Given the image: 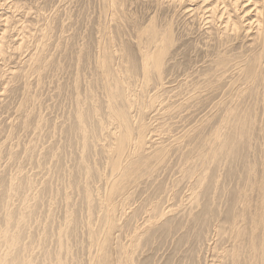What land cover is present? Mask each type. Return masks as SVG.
Here are the masks:
<instances>
[{"label": "rangeland", "instance_id": "1", "mask_svg": "<svg viewBox=\"0 0 264 264\" xmlns=\"http://www.w3.org/2000/svg\"><path fill=\"white\" fill-rule=\"evenodd\" d=\"M167 1L161 4L160 8L153 0H117L120 8L116 10L117 4L111 0H36L35 9L37 11L35 10L34 14L21 19L20 24L24 28L21 29L19 35L23 37L19 50L12 52L11 48H7L9 50L7 53L12 52L13 58L6 63V66H0L2 69L0 83L8 81L5 90L2 88L5 83L0 84V91L3 92H0V256L9 251L1 241L5 219L3 216L6 217V214H10L15 217L21 211L25 216V223L19 229L20 231L17 230L18 233H21L16 251L20 254L21 250L25 248L23 245H26V250H28L26 255L28 254L27 257L31 264H43V252L55 251L59 238L62 239L67 250L62 251L64 264H69V262L70 264H93L94 258L99 255L96 239L105 243V251L111 261L110 264H114L117 245L126 244L132 227L146 225V220L150 216L152 220L156 211V225L154 223L155 226L150 227V232H148L151 233L148 237L150 239L141 240L143 243L135 252L133 264H190V259H192V264L221 263L219 256L222 255V248L227 243L221 244L215 236V241H219V246L217 242L213 244L218 246L221 251L220 249L212 250L213 244L211 247L201 244L195 249L197 244L194 238L189 237V240L185 238L188 234L193 236L195 233L193 228L196 230V226L199 228L197 218H206L207 216L206 220L213 225L217 222L216 216L220 215L218 217L220 219L217 218V220H223L227 216L228 210L226 209L230 203V196H232L230 191L240 183V164L246 161L255 165L259 159L262 140L255 137L256 140L252 136L246 145L247 151H243L239 147V159L236 160L232 157L221 158L218 162L209 161L202 167L197 161L195 165L192 163L195 157L197 158L202 146L206 148L208 145L215 144L214 140L209 141V144H204L209 140L213 131L216 129H221L223 133L227 131L223 118L227 110L229 90L219 88L221 81H218V84L217 80V85L214 83L213 86H204L200 73L204 67H208V60L211 61L213 50L216 48L211 46L214 44L207 43L204 31L197 26L196 17L190 18L184 10H180V6L177 4L171 5L170 8ZM0 11L3 17L4 15L11 16L12 20L10 18L9 24L16 22L20 16L18 10L12 11V13L10 10L8 12ZM114 12H117L119 19L114 17ZM111 15H114L113 21H111ZM115 22L117 26L113 25L116 24ZM150 23H154L153 26L157 30H163L170 23L173 41L168 47L169 50L167 49L169 53L164 54L165 56L162 58L161 69L164 68L160 70V72L163 71L161 73L162 82L155 77L152 78L153 81L151 79L149 87L144 92L140 88L139 82L141 80L140 66L146 47L137 38L136 31L140 30V25V28L144 29L143 26L147 27ZM15 25L17 26L18 22ZM106 28L109 29L106 30ZM103 29L104 33L101 32L104 31ZM6 34L11 36L13 32L10 31ZM99 34H104V36L101 37ZM6 40L9 46L15 43V40L12 41L13 39L10 40L8 37ZM109 40H111V44ZM107 47L111 48V51L113 50L111 68L123 69L128 59L130 64L135 67L134 78L136 80L131 84V89L129 88V95L133 94L134 96V103L129 109L130 123L134 128L139 124H144L145 142L148 143V146L144 145L143 154L148 156H146L147 159H151L148 163L154 161L156 164L155 166L152 162L153 168L149 167L152 166V163L150 165L147 163L149 168L146 165V168L140 170L143 171L142 175L139 171L140 174L133 177L136 181L133 178L130 179L115 195L117 198L112 197L110 205L112 204L115 209L113 217L115 226L111 229L105 222L103 212L104 199H106L109 189L108 184L115 179V175L111 169L109 170L108 154L105 155L102 149L106 150L111 145L110 134L113 125L107 118L105 91L102 88L103 81L98 68V62L106 55ZM116 50L117 52H115ZM151 50L154 49L150 48L149 52ZM10 66H14L12 68H15L16 71L19 70L17 71L19 76L13 80L5 70L9 71ZM36 69L40 70L39 73L42 72V74H38ZM25 70L26 73L23 74ZM1 73L5 74L4 78ZM191 82L198 83L196 90L199 91L195 90V92L200 97L196 94L193 95L194 90ZM200 86L201 88L204 86L203 90L198 89ZM226 90L228 91L226 92ZM185 95L186 97L193 96L190 100L186 98L187 101ZM148 97L154 99L153 104L148 100ZM201 97L202 99H200ZM145 98L146 104L143 101ZM141 103L142 106H140ZM78 108L85 112L84 126H86V130L90 131L85 134L90 139L86 137L87 142L85 141V143L81 133L77 132V129H73V125L77 124L74 112ZM167 108H170V111ZM258 109H254V112L259 113L260 109ZM74 127L76 128L77 125ZM89 134L90 136H88ZM238 143L240 144V142ZM84 144L85 146H83ZM104 145L105 148H103ZM154 146L155 149L165 146L162 147L166 149L163 153L164 156L162 154L161 158H155L153 156L155 152H152L155 151ZM101 147L102 149H100ZM146 149L147 152H145ZM80 150L85 151V154L83 152L81 154ZM81 155L84 156L83 162H80ZM85 162L93 168L92 171L94 170L95 174L85 172ZM187 167H190L188 173ZM194 169L195 171H193ZM189 171L192 173L190 174ZM139 176L141 177L138 179ZM198 179H203V181L201 180L202 184ZM157 186H160V189ZM84 188H89V191ZM92 189L93 192H91ZM86 191L92 199L88 202L84 195ZM92 193L94 197H92ZM84 198L86 203L83 202ZM92 211L94 212L92 213ZM162 211L166 213L158 221ZM209 211L216 213H211L209 216ZM74 216L77 218L74 219ZM148 221L150 222V220ZM15 229L16 226L13 224L10 227V232H16ZM90 229L96 231L95 241L91 240ZM211 233L210 236H212ZM146 237L144 235V238Z\"/></svg>", "mask_w": 264, "mask_h": 264}, {"label": "bare ground", "instance_id": "2", "mask_svg": "<svg viewBox=\"0 0 264 264\" xmlns=\"http://www.w3.org/2000/svg\"><path fill=\"white\" fill-rule=\"evenodd\" d=\"M111 1L114 2V4L119 3V2H116L117 0H111ZM153 1L157 6H160L161 4H163L167 0H153ZM35 2H36V0H29V2H27V0H0V10H5L7 12L10 10V13H12V11L18 10V13L20 14L18 20L16 19V22H18L17 26L15 25L16 22L9 24L11 16L4 15V17H3V14H0V23H1V27H0V66H6L7 65L6 63H8V61L12 60V58H13L12 52L19 50V46L22 42L21 40L23 39V37H20L19 35L21 33V29L23 30V28H24L23 25L20 24L22 22L21 19H23L24 17H27L28 15H31L32 13L34 14V11L36 10L35 9ZM151 3H152V1H151ZM166 3H167V5L170 6V8H171V5L174 6L175 4H177L178 6H180V10H184L190 16V18L196 17L197 26L199 27V29H202V31H204L205 38L207 39V43L214 44L211 46L216 48V50H213L214 52H213L212 58H210L211 61L208 60V62H209L208 67H204V69L200 73L202 80H203V83H204V86L205 87L206 86H208V87L213 86L216 84V80H217L218 84L221 81L220 86H218L219 88L221 87L223 89L226 88L229 90L228 105L226 107L227 110H226V114L223 118L224 123L226 124L227 131L224 133L221 132V129H216L215 131H213V134L210 136V138H212V139L209 138V140L205 141L204 144H209V141H212V140L215 141V144L211 145V146L208 145L206 148H204L202 146V148H200V152L199 153L197 152L198 153L197 158L195 157V160L192 163L195 165V163L197 161V163L200 164V167H202V165L208 163L209 161L214 163L215 161L218 162V160H220L221 158L232 157L233 159L236 160V159H239V154H238L239 147H241L243 151L246 150V145L248 144L250 139H252V136H254V138L258 137L262 140V144L260 145V150H259V153H260L259 159H257L255 165H252L251 163H248L246 161L242 162L240 159V161L242 162L240 164L241 165L240 166L241 171H240V176H239L240 183L237 184L234 187V189H232L230 191L232 196H230V203H229L228 208L226 209V210H228L227 216L225 215L226 217H224L223 220H217V218L220 217V215L216 216L217 218H215V220L217 222L214 220L216 223L213 225H212V223L210 224L209 221L206 220L207 216H206V218L205 217L197 218V224L199 225V228L197 226H196L197 230L193 228L192 230L195 231V233H193V231H192L193 236L191 234H188V235H186L185 239L189 240L190 239L189 237L194 238L195 243L197 244V245H195V249H197L201 244L202 245L206 244L207 246L211 247V244H213L215 242H217L218 246H219V241L221 244L227 243L226 246L224 245V248H222V255L221 256L218 255L219 257H221L220 258L221 263H219V264H264V0H168ZM187 3H188V5H187ZM111 5L114 7V5L112 3H111ZM104 6H105V4H104ZM118 6L119 5L117 4L116 10L118 8H120ZM113 7H111L112 10H113ZM160 8H161V6H160ZM176 8H177V6H176ZM106 11H107V8H106ZM117 12L116 13L114 12L115 16L114 15L113 16L116 17L117 19H119V17H118L119 15L117 16ZM109 13H110V11H109ZM120 15H121V13H120ZM153 15H152V17H153ZM113 16L111 17L112 18L111 21H113ZM130 19H128V20L130 21ZM11 20H12V18H11ZM103 20H102V22H103ZM121 20H122V18H121ZM106 21H107V19H106ZM111 21H109V22H111ZM132 21H134V20H132ZM153 22H155V21H153ZM113 25L117 26V23L113 24ZM153 25H154V23L153 24L150 23L147 27L143 26L144 29H141L140 28L141 25H140L139 26L140 30L137 29V30H139L138 32L135 30L137 35H138L137 38L140 39V41L143 42L145 47H146L145 52L144 53L142 52L143 53V56H142L143 62L140 66L141 67L140 68L141 80L139 82V84L141 86L140 88L144 92H145V89H147V87H149L148 85H149V82L151 81L152 78L154 79V77H155L159 81L162 80V77H161L162 74L161 73L163 71L160 72V70L164 69V68L161 69V65H163L162 64V58L165 56L164 54H167V52L169 53V51H167V49H168L170 43L173 41L172 36H171L172 31L170 29V23H168L167 26H165V28L163 30H157ZM46 28H47V25H46ZM108 29L106 28V30H108ZM120 29H121V27H120ZM10 31L13 32V34H11V36L6 34L8 32L10 33ZM50 31H51V29H50ZM101 32L104 33L105 30L101 31ZM43 34H44V32H43ZM101 34H99V35H101ZM128 34H129V32H128ZM50 35H52V34H50ZM103 36H104V34L101 35V37H103ZM109 36H111V35H109ZM7 37L10 40L13 39L12 41L15 40V43H13L12 46H9V44L6 43ZM49 40H51V38H49ZM109 41L111 44V40H109ZM42 42H44V41L42 40ZM121 42H123V41L121 40ZM119 44H121V43H119ZM139 46H140V43H139ZM7 48H11L12 52L10 54L7 53V51H9ZM122 48H123V46H122ZM143 48H144V46H143ZM150 48H153L154 50L153 51L151 50L152 52L151 51L149 52ZM121 50H122V52H124L123 49H121ZM105 51H106V55H104L102 57V59L98 62V68H99L100 77L102 78V81H103L102 82L103 83L102 88L105 91L106 107L108 109L107 118L111 121L113 126L111 128L112 132L110 134L111 138H112V142L110 139L111 145L108 146L106 148V150L102 149V147L100 149L103 150L102 152H105V155H106V153L108 154L107 155V157H108L107 162H109L108 168H109V170L111 169L112 173L115 175V179H113L112 181L110 180L111 182L109 181L110 183L108 184L109 189H108L106 199H104L105 200V202H104L105 206H104V212H103L104 213L103 217L105 218V222L108 224V227L111 229L115 226V222L113 219L115 209H114V206H112V204L110 205L112 197L115 196L121 190L122 186L124 184H126V182H128L130 179H132L133 177L140 174L138 172L140 170H142V168L148 167V165H150L154 161L148 163V161H150L151 159L150 158L147 159L148 156L143 154V151L145 149L144 145L148 144L145 142L146 140H145V134H144L145 133L144 124H139L138 126H136L137 128L136 127L134 128L132 126V124L130 123V118H129V111L130 110L129 109L132 106V104L134 103V100H133L134 96H133V94H130L133 96V97L131 96L132 98L130 97L129 88H130L131 84L136 80L134 78L135 74H136L135 67L133 64H130L129 59L128 60L126 59L127 62L125 64V66L123 67V69L116 70V69L111 68L110 62H111L113 50L111 51V48L107 47L105 49ZM115 52H117V50ZM11 54H12V56H11ZM207 54H208V52H207ZM210 54H212V53H210ZM39 55H40V53H39ZM125 55H127V54H125ZM34 56H35V54H34ZM36 58H33V59L35 60ZM38 58H40V57H38ZM163 60L165 61V59H163ZM36 61H38V60L36 59ZM38 62H40V61H38ZM120 63H121V60H120ZM124 63H125V61H124ZM30 66H32V65L30 64ZM12 67H14V66H12ZM12 67L11 66L9 67V71H8V69H5V70H7L9 76H11L10 79L13 80L17 76H19L17 74L18 73L17 71H19V70L16 71L15 68L13 69ZM38 67L40 68V66H38ZM1 68H3V67H1ZM4 68H6V67H4ZM1 70L2 69H0V71ZM4 71H2V72H4ZM39 71L40 70H37L38 74H40V73L42 74V72L39 73ZM24 72L26 73V70L23 71V74H24ZM2 75H3V73H1V76ZM4 75H3V78H4ZM200 75H199V77H200ZM186 77H187V74L185 76V79H186ZM25 79H26V77H25ZM153 79H152V81H153ZM2 80H1V82H2ZM183 82H181V83L183 84ZM185 82L187 83V80ZM4 83H5V85H3V87H2L3 90H5L6 86L8 85V81L0 83V84L2 85ZM95 83H97V82H95ZM92 85H94V84H92ZM191 85H192V88L194 90V93L192 90H191V92L194 95V94H196L195 90L197 89L198 83L197 82L195 84L192 83ZM161 86H162V84H161ZM201 86L198 89L204 88V86L202 88H201ZM12 88H13V86H12ZM210 89H212V88H210ZM185 90L187 91L188 89H185ZM228 90H226V92ZM196 91H199V90H196ZM0 92H2V91H0ZM8 92H10V91H8ZM191 92L189 93V95L191 94ZM10 93H13V92H10ZM131 93H132V90H131ZM197 93L199 94V92H197ZM191 97L190 96L186 97V95H185V100H187L186 98H188L190 100ZM198 97H200V96H198ZM149 98L150 97H148V100L151 101V104H153L154 99L152 100L151 98L150 99ZM135 99H137V98H135ZM192 99H195V98H192ZM200 99H202V97ZM226 99H227V97H226ZM145 100H146V98L143 100L144 103L146 102ZM182 100L184 101V99H182ZM224 101L227 102L226 100H224ZM141 102H142V100H141ZM193 102H196V101H193ZM193 102H192V104H193ZM135 104H137V103L135 102ZM183 104H184V102H183ZM186 104H187V102H186ZM188 104H189V102H188ZM195 104H197V103H195ZM142 105L143 104L141 103L140 106H142ZM179 105H181V103H179ZM258 108L260 109L259 113H255L254 109H258ZM168 110L170 111V108ZM166 112H167V110H166ZM256 112H258V111L256 110ZM74 113H75V117H76L75 122H77V124L75 123V125H77V127L75 128L74 127L75 125H73V129H77V132L79 131L81 133V135L83 137L82 140L84 139V143H85L86 139L88 138L85 134L90 132V131L86 130L85 129L86 126H84V118H86V114L80 108L76 109V111ZM167 113H169V112H167ZM24 121H25V119H24ZM24 121H22V122L24 123ZM221 122H223V121H221ZM256 123H258V124H256ZM89 127H90V125H89ZM88 129L90 130V128H88ZM104 130H103V132H104ZM134 132H135V135H134ZM107 134H108V131H107ZM88 136H90V134ZM107 137H108V135H107ZM238 142H240V144ZM256 143H258V142L256 141ZM83 146H85V144ZM95 146H97V145H95ZM162 147L155 149V146H154L155 151H152V152H155V153H153L154 155L153 154L152 155L155 158L159 159L162 157V154L165 153L164 151L166 149H163L165 146L163 148ZM103 148H105V145L103 146ZM86 149H88V148H86ZM81 152H83V151L80 150V153ZM145 152H147V149ZM163 156H164V154H163ZM188 157H189V155H188ZM188 157H187V160H188ZM80 160H81L80 162H83L84 156H82ZM185 160H186V158H185ZM147 163H148V165H147ZM185 163H188V162H185ZM189 163H190V161H189ZM84 164H85V168H86L85 172L87 174H91L92 172L94 173V170L92 171V169H93L92 167H89V165H87L86 162ZM154 164H155V162H154ZM193 164H191V166H193ZM78 165H79V163H78ZM106 166H107V164H106ZM153 166L154 165L152 163V166H149V167H153ZM155 166H156V164H155ZM93 167H94V164H93ZM187 168H188L187 169V173H188V170L190 169V167H187ZM97 169H96V171H97ZM155 169H156V167H155ZM155 169H154V171H155ZM149 170H153V169H149ZM182 170L185 171L184 169H182ZM193 171H195V169ZM142 172H141V175H142ZM146 172H148V171H146ZM98 173L101 175L100 172H98ZM191 173L192 172H190V174ZM193 173H195V172H193ZM197 173H198V171H197ZM144 174H145V172H144ZM149 174H150V172H149ZM152 174H153V172H152ZM198 174L201 175L200 173H198ZM149 176H151V175H149ZM140 177L141 176H139L138 179ZM200 178H202V177H200ZM133 179H135V178H133ZM194 180H195V177H194ZM198 180L203 181V179H198ZM135 181H136V179H135ZM195 181H197V180H195ZM202 181L200 182L201 184H202ZM197 183H198V181H197ZM200 183H199V185H200ZM87 189H85V190L89 191V188H87ZM225 189H226V187H225ZM162 190H165V189H162ZM87 191L84 193V195H85V198L88 202V200H92V199H90L91 196ZM156 191H157V189H156ZM91 192H93V189ZM92 197H94L93 193H92ZM159 197H160V195H159ZM85 198H84L83 202L86 203ZM116 198H113V199H116ZM2 203H3V201H2ZM5 206H6V204H5ZM96 207H98V206H96ZM173 210H175V209H173ZM188 210H189V208H188ZM23 211H24V209H23ZM94 211H92V213ZM8 212H9V210H8ZM20 212H19V215L15 216V217H12V215H10V214H6V217L3 216V219L4 218L5 219H4V228L2 229V232H1L2 233V237H1L2 240L1 241L4 242V244L7 246L9 251L6 250L8 252L6 254H4L3 256H0V264H31L30 259H28V257H27L28 254L26 255V253L28 251V250H26V245L24 246L22 244L23 247H25V248L22 247L23 249L21 250L20 254H18L16 251L18 244L20 243L19 242L20 241L19 240V234L21 233V232L18 233L17 230H19L21 228V226L25 223V219H24L25 216L23 215V212H21V214H20ZM190 212L192 213V211H190ZM154 213H155V215H153L154 217L152 216L153 217L152 220H151V216L149 218L147 217L148 220H150V222L148 220H146V225L143 224L142 227L135 225L134 227H132V231L131 232L129 231L131 233V235H129V239H128L126 244H118L117 245L116 251H115L114 264H133L134 263L135 252L137 251V249H139L138 247L140 246V244L143 243V242H141V240L143 239L145 241V239H150V238H148L151 235V233H148V232H150L149 228L150 227L153 228L152 226L156 225V223H155L156 219H157L156 218V211ZM165 213L166 212H164V211H162L160 213L161 217L160 218L158 217V221H159V219L163 218L162 216ZM211 213L215 214L216 212L215 211L210 212L209 216H211ZM27 215H28V212H27ZM76 218L74 216V219H76ZM218 219H220V218H218ZM101 221H102V219H101ZM211 221H212V219H211ZM147 222H149V223H147ZM79 223H80V220H79ZM81 223H83V222H81ZM154 223H155V225H153ZM13 224L16 226V229H15L16 232H14V233H13V231L10 232L11 231L10 227ZM165 224H167V223H165ZM133 225H134V223H133ZM83 226H86V225H83ZM191 226H193V225H191ZM211 226H213V227H211ZM164 227L166 228V226H164ZM194 227H195V225H194ZM74 229H76V228H74ZM190 229H189V232H191ZM86 232H87V230H86ZM210 232L213 233V234L211 233L212 236H210ZM144 235L147 237L144 238ZM59 236H61V234H59ZM90 236H91V240L95 241L96 231H94L93 229H90ZM215 236H216V239L218 238L219 241L218 240L215 241ZM104 239L107 240V238H104ZM104 239H103V241L105 242ZM57 240H58V242L56 241L57 247H56L55 251L48 252L49 251L48 250L47 252H43L44 253V255H43L44 261H42L43 264L45 262L47 264H64L65 260L62 259V251L65 249L66 246L64 245L61 238H59ZM108 242H109V240H108ZM215 244H213L212 250L217 249V251H218L220 248H218V246H215ZM96 245H97V249L99 251V255L94 258L93 264H110L111 261L109 260L107 252L105 251V243L100 242V241H98V239H96ZM89 247H90V245H89ZM220 247H221V245H220ZM202 248H203V246H202ZM220 251H221V249H220ZM70 253H68V254H70ZM219 254H221V253H219ZM196 256H198V255H196ZM69 259H71V258H69ZM69 259H67V260L69 261ZM69 264H70V262H69ZM190 264H192V259H190Z\"/></svg>", "mask_w": 264, "mask_h": 264}]
</instances>
